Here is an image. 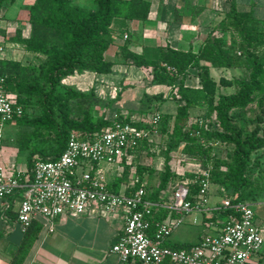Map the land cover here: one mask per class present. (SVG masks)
<instances>
[{"label": "trees", "instance_id": "trees-1", "mask_svg": "<svg viewBox=\"0 0 264 264\" xmlns=\"http://www.w3.org/2000/svg\"><path fill=\"white\" fill-rule=\"evenodd\" d=\"M94 1L96 9L87 10L74 5L71 0H36L30 11L29 35L17 41L24 46L26 52L43 56L44 61L33 66L0 59V76L6 78L5 88L15 97L16 103L23 107V115L12 122L56 134V149L52 158H44L42 154L35 158L36 153L30 155L25 173L28 178H32L38 160H56L63 154L73 132L86 138L93 137L108 129L114 122L96 123L88 111L81 122H74L70 118L69 101L73 97L83 98L86 95L70 91L68 95L61 96L56 91L65 78L77 71L111 73L115 65L106 59L112 45L109 37L119 30H129L132 22L148 21L152 5L148 0ZM257 24L259 23L253 13L239 12L237 4L232 3L223 20L213 28L199 49L190 47L183 51L166 45L144 47L141 53H137L130 48L129 37L121 48L125 64L151 70V84L165 85L172 91L176 90L178 107L173 135L186 142L183 150L185 155L200 160L209 158L213 150L209 143H220L234 148L230 162L216 161L214 169L210 171L211 183L213 187L216 184L223 187L225 195L233 202L252 205L264 195V169L256 171L250 167L253 154L264 149V110L263 114L257 116L256 127L252 132H248L244 124H233L230 113L232 110H243L256 98H260L264 104V29H257ZM224 35L230 36L229 43ZM243 56L247 61L248 78L238 82L226 78L217 82L214 79L212 69L241 67L243 65L240 58ZM192 70L196 71L200 87L187 85ZM234 85L240 88L239 96L218 95L220 87ZM34 98L42 102L43 116L28 120V109ZM204 103L210 108V114L216 113L221 131H209L205 128L203 119L189 124L190 111ZM55 108L60 110V123L57 116L55 117ZM159 115L160 123L162 119H167V116ZM116 121L129 122L140 129L149 128L141 121L134 122L128 118H118ZM146 142L147 140L139 143L134 150L128 152L121 163L122 170L111 182V187L119 191L122 185L127 184L128 192L133 193L142 186L143 179L140 177L130 182L133 169L130 158ZM139 169L140 167L136 168ZM172 178L173 175L167 168L157 190L149 193L146 185L147 199L153 202L168 200L163 199V193ZM191 189L195 192L197 185H191ZM227 215L224 212L222 218ZM166 218L167 212L159 210L155 213L154 222ZM41 230V222L34 221L31 224L25 231L11 264L24 263ZM154 231L153 226L151 237L154 236ZM166 246L182 249L190 245L171 246L166 243Z\"/></svg>", "mask_w": 264, "mask_h": 264}, {"label": "rangeland", "instance_id": "rangeland-1", "mask_svg": "<svg viewBox=\"0 0 264 264\" xmlns=\"http://www.w3.org/2000/svg\"><path fill=\"white\" fill-rule=\"evenodd\" d=\"M148 1L152 5L148 21L132 22L128 28L129 30H119L118 33L109 37L112 45L106 54V59L115 65L111 73L96 74L89 71H77L61 82L56 94L66 96L70 91H73L86 95L83 98L73 97L69 101L70 118L74 122H81L88 111L92 120L96 123L100 121L112 122L118 118H128L134 122L141 121L153 129L150 139L130 158V164L133 168L130 182L132 183L140 177L143 179L145 186L147 185L148 192L152 193L158 189L162 175L169 168L173 178L167 190L163 193V196L169 199L176 185L182 182L193 181L202 172H210L214 169L217 160L230 162L234 148L220 143H209L208 145L212 146L213 149L209 158L205 157L200 160L185 155L183 150L186 142L181 141L173 135L174 120L178 107V100L175 98L176 90L172 91L170 87L165 85L151 84L150 70L124 63L121 48L127 41L125 39L126 35L129 37L130 48L137 52L142 51L141 46H143L145 38H149V40L154 38L158 40V44L167 45V42L173 40L174 37L183 40L189 38L203 39L206 36V33L200 32V22L202 20L199 21L198 19L197 9H192L193 13L191 12V17L188 19L189 8H186L188 6L184 0ZM258 1L260 4L264 3V0ZM35 2L36 0H0L1 60L16 61L22 65L33 66H37L44 61L43 56L26 52L24 46L17 41L19 38H26L29 35L31 28L29 23L30 11ZM71 2L87 10L96 9L94 0H71ZM231 5L232 0L218 1L217 6L214 8L218 12V15L211 22L210 28L216 27L223 20ZM174 28L180 30L179 32L176 31L178 34L174 32ZM256 28L264 29L260 24H257ZM150 30H154V33H150ZM189 32L193 33L190 35ZM218 35L220 34L218 33ZM224 38L228 43L231 40L230 36L224 35ZM8 51L14 53L10 56L7 55ZM5 52H7L6 55H4ZM259 56L262 58V54ZM240 60L243 66L228 70H213L212 76L217 82L221 78L233 80L234 82L248 78L247 61L244 56ZM187 85L193 88L200 87L195 70L191 72V76L187 79ZM221 94L239 96L240 88L235 85L228 88L220 87L218 95ZM209 110L210 108L205 103L192 109L190 111L189 124L203 119L206 129L211 132L221 131L216 119V113L210 114ZM263 110L264 104L261 103L260 98H256L254 102L243 110H232L230 113L231 122L236 125L244 124L246 130L252 132L256 127V118L263 114ZM54 114L60 123V110L55 108ZM156 114H161V117L167 116V119H162V122L158 126L150 127L152 117ZM42 116V102L38 98H34L28 109L27 118L28 120H33ZM163 128H165L164 131ZM12 129H14L15 135L18 133L12 146L19 151L21 156L28 155L30 157L29 155L36 153L35 158L41 154L44 158L53 157L56 149V134L54 132L44 129L37 130L35 127L27 124L12 122L8 123L5 127L3 135L4 143L10 139ZM202 143L205 144V142ZM100 167L107 173L110 172V181H113L118 176H116L117 173H114L116 172L115 166L102 163ZM138 167L140 169L136 170ZM250 167L256 171L264 169V149L253 154L252 165ZM212 195L210 202L213 199L215 200L216 197H220L221 199L227 197L224 193V188L217 184L212 187ZM253 209L256 212L259 226L264 227V195L254 203ZM185 230H195L200 233L202 225L191 226L186 224L179 230V234H184ZM172 235L167 239V244L171 246L174 245ZM262 248L259 252H261Z\"/></svg>", "mask_w": 264, "mask_h": 264}, {"label": "built area", "instance_id": "built-area-1", "mask_svg": "<svg viewBox=\"0 0 264 264\" xmlns=\"http://www.w3.org/2000/svg\"><path fill=\"white\" fill-rule=\"evenodd\" d=\"M5 83L6 78L0 76V141L6 125L23 115V107L7 92ZM160 121V115H154L150 127L158 126ZM152 132L151 128L140 129L119 121L93 137L73 132L58 159L35 163L32 178L22 172L7 174L0 162V200L21 195L17 218L25 231L42 218L53 233L58 219L80 217L92 206L107 214L124 210L122 233L111 247L121 264H251L264 245L263 231L252 204L235 203L227 197L213 208L221 218L228 213L222 218L219 234L182 249L166 246L167 239L183 224L184 216L209 208L213 187L210 172L176 185L171 197L163 202L147 199L144 184L133 193L128 192L126 184L119 191L110 186L112 181L100 164L115 166L121 172L128 152L150 139ZM191 185H197L195 192ZM159 210L168 216L154 222Z\"/></svg>", "mask_w": 264, "mask_h": 264}, {"label": "crops", "instance_id": "crops-1", "mask_svg": "<svg viewBox=\"0 0 264 264\" xmlns=\"http://www.w3.org/2000/svg\"><path fill=\"white\" fill-rule=\"evenodd\" d=\"M184 1L188 6L186 8H189L188 19L191 17L192 9H197L198 19L199 21L202 20L200 22V32L203 34L206 33V36L203 39L189 38L183 40L174 37L173 40L167 42V45L183 51L189 50L190 47L199 49L213 30L210 27L211 22L217 18L218 12L214 8L217 6L219 0ZM232 3L237 4L239 12L253 13L257 22L261 26H264V3L260 4L258 0H232ZM176 31L179 32L180 30L174 28L175 33ZM149 32L154 33V30H150ZM192 33L189 32L190 35ZM145 42L141 46V50L144 47L166 46L158 44V40L154 38L151 40L145 38ZM141 52L138 51L137 53ZM12 53L14 52L8 51V54L5 52L4 55L11 56ZM13 132L14 129H12ZM11 134L10 139L5 141L6 143H4L3 137L0 141V162L7 174L17 172L26 173V162L29 157L28 155L21 156L19 151L12 146L18 133L16 135L15 132ZM119 172L116 171L114 173H117V176ZM107 175L111 179L110 172ZM221 200L220 197H216L215 200L213 199L210 202L207 210L193 212L184 216L183 224L172 235L174 245H196L206 236L219 234L223 219L214 212L213 208ZM20 203L21 195L0 200V264L12 263L24 238L25 230L17 218ZM125 215L126 212L124 210L115 214H107L102 208L92 206L80 217L73 218L65 216L58 219L55 223V231L53 233L49 231L46 222L42 218H38L36 221L41 222L42 230L23 264H121L119 257L111 252V247L122 233ZM186 224L191 226L201 224L202 231L198 233L195 230H185L183 232L184 234H179V230ZM260 228L264 236V227L260 226ZM251 264H264V248L253 257Z\"/></svg>", "mask_w": 264, "mask_h": 264}]
</instances>
